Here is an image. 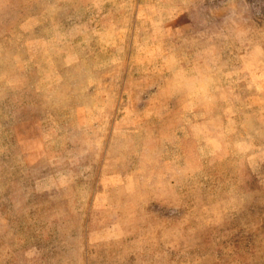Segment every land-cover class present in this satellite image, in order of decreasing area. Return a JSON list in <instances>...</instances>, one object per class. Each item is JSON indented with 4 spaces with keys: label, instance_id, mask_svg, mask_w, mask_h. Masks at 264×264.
Segmentation results:
<instances>
[{
    "label": "rangeland",
    "instance_id": "374dc122",
    "mask_svg": "<svg viewBox=\"0 0 264 264\" xmlns=\"http://www.w3.org/2000/svg\"><path fill=\"white\" fill-rule=\"evenodd\" d=\"M0 264H264V0H0Z\"/></svg>",
    "mask_w": 264,
    "mask_h": 264
}]
</instances>
